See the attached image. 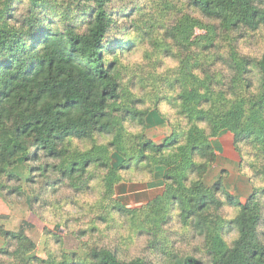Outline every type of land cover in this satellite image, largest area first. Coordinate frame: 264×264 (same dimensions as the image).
Listing matches in <instances>:
<instances>
[{
	"label": "trees",
	"instance_id": "16d2710c",
	"mask_svg": "<svg viewBox=\"0 0 264 264\" xmlns=\"http://www.w3.org/2000/svg\"><path fill=\"white\" fill-rule=\"evenodd\" d=\"M110 1L0 0V197L22 194V185L40 178L81 190L95 168L108 172L111 191L116 170L146 163L163 173L164 190L151 210L174 206L180 223L203 238L207 264H264V49L259 57L239 50L245 35L264 27V0H160V12L157 0H145L143 15L133 9L138 17L123 28L136 36L128 45L138 36L161 61L177 62L174 75L156 79L176 92L171 107L181 119L160 143L144 131L165 118L122 93L119 59L127 43L112 33ZM162 13L169 15L164 23L156 20ZM125 123L139 125L142 134L129 133ZM224 133L237 153L253 151L255 175L244 202L226 193L223 175L209 188L201 181L217 159L211 140ZM105 136L111 142L98 144ZM75 142L87 149L76 150ZM225 205L238 209L228 222L218 214ZM226 228L235 234L229 245ZM0 238V256L13 264H147L97 248L86 260L27 258L34 245L22 227L13 233L0 225ZM172 259L168 264H204L192 256Z\"/></svg>",
	"mask_w": 264,
	"mask_h": 264
},
{
	"label": "rangeland",
	"instance_id": "374dc122",
	"mask_svg": "<svg viewBox=\"0 0 264 264\" xmlns=\"http://www.w3.org/2000/svg\"><path fill=\"white\" fill-rule=\"evenodd\" d=\"M155 1L148 0L149 3ZM157 1L160 3V12L165 3ZM149 3L145 0H111L108 11L112 13L115 23L113 35L119 40L125 39L129 48L126 47L119 59L121 85L124 90L122 93L127 94L128 99L142 100V103L136 104L138 109H157L165 118V123L144 131L147 139L160 143L171 134L169 125L177 124L181 119L171 107L170 99L176 92H172L168 84L161 85L156 82V79L164 74L174 75L172 70L177 62L171 59L161 61L158 50L152 52L150 43L138 36L134 40V46L130 47L133 37L136 36L132 30L127 33L123 29L138 14L143 15ZM137 7V12H140L138 14L133 10ZM168 17V14L162 13L157 15L156 20L164 23ZM160 36L161 34L158 37ZM239 43L242 53L259 57L264 49V27L257 35H245ZM125 127L134 136L142 134L140 126L135 123H125ZM232 141V136L227 133L211 140L217 159L208 167L201 181L209 188L223 175L222 182L226 193L240 197L241 202H244L251 190L249 181L254 180L255 175L249 163L255 159L250 148H243L237 153ZM110 142L111 137L98 139L100 145ZM73 145L78 151L87 149V143L75 142ZM135 163L136 161L127 169L116 170L118 182L113 184L111 191L104 182L108 172L102 168L91 169L88 175L90 179H84L89 182L81 190H74L64 183L55 186L51 180L42 178L35 183H28L27 186L18 185L22 194L12 193L7 196L6 201L0 197V225L13 233L23 228L24 235L34 245L33 252L27 258L60 260L74 256L76 259L86 260L89 251L97 248L112 251L121 261L138 258L147 264H168L174 257L192 256L207 264L203 238L195 235L189 226L180 223L178 210L174 206L169 204L157 212L151 210V206L164 190L162 171L157 168L150 171L146 163L139 166ZM46 183L50 188L45 186ZM10 186L15 187V184ZM255 186L262 187L263 184L255 179ZM220 198L224 200V196L221 195ZM261 203L263 209L259 230L262 233L264 198ZM119 208L128 212H120ZM237 213V208L225 205L218 214L223 221L228 222ZM224 233V240L229 245L235 234L230 233L229 228ZM3 247V239L0 238V248ZM0 261L13 264L5 256H0Z\"/></svg>",
	"mask_w": 264,
	"mask_h": 264
}]
</instances>
